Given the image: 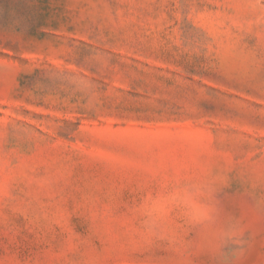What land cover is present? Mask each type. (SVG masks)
<instances>
[{"label":"rangeland","instance_id":"1","mask_svg":"<svg viewBox=\"0 0 264 264\" xmlns=\"http://www.w3.org/2000/svg\"><path fill=\"white\" fill-rule=\"evenodd\" d=\"M0 264H264V0H0Z\"/></svg>","mask_w":264,"mask_h":264},{"label":"clouds","instance_id":"2","mask_svg":"<svg viewBox=\"0 0 264 264\" xmlns=\"http://www.w3.org/2000/svg\"><path fill=\"white\" fill-rule=\"evenodd\" d=\"M211 192L209 193V198L211 199ZM171 202L174 205H182L188 211L192 218L197 220H207L210 219L212 214L216 211L215 207L211 204L209 205H201L194 200V196L192 192L189 191H182L177 192L171 197ZM155 219V214L150 213L149 221Z\"/></svg>","mask_w":264,"mask_h":264}]
</instances>
